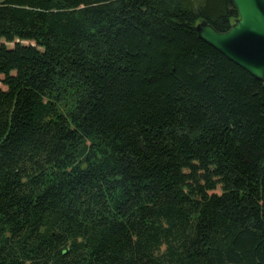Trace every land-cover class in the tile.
I'll return each mask as SVG.
<instances>
[{
	"label": "trees",
	"instance_id": "trees-1",
	"mask_svg": "<svg viewBox=\"0 0 264 264\" xmlns=\"http://www.w3.org/2000/svg\"><path fill=\"white\" fill-rule=\"evenodd\" d=\"M237 18L0 2V264H264V83L195 32Z\"/></svg>",
	"mask_w": 264,
	"mask_h": 264
},
{
	"label": "water",
	"instance_id": "water-1",
	"mask_svg": "<svg viewBox=\"0 0 264 264\" xmlns=\"http://www.w3.org/2000/svg\"><path fill=\"white\" fill-rule=\"evenodd\" d=\"M229 2L238 18L227 31L217 32L201 20L195 32L208 46L264 83V0Z\"/></svg>",
	"mask_w": 264,
	"mask_h": 264
},
{
	"label": "rangeland",
	"instance_id": "rangeland-1",
	"mask_svg": "<svg viewBox=\"0 0 264 264\" xmlns=\"http://www.w3.org/2000/svg\"><path fill=\"white\" fill-rule=\"evenodd\" d=\"M1 1H2V0H0V2H1ZM22 44L27 45V44H29V43L22 42ZM7 47H8V48H12V47H13V44H7ZM0 89L5 90L1 85H0ZM216 192L218 193L219 190H216Z\"/></svg>",
	"mask_w": 264,
	"mask_h": 264
}]
</instances>
